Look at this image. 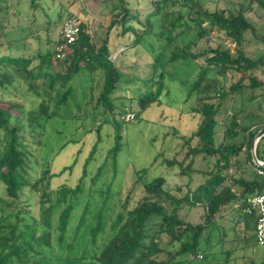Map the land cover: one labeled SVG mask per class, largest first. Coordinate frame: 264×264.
Here are the masks:
<instances>
[{
  "label": "trees",
  "instance_id": "obj_1",
  "mask_svg": "<svg viewBox=\"0 0 264 264\" xmlns=\"http://www.w3.org/2000/svg\"><path fill=\"white\" fill-rule=\"evenodd\" d=\"M145 1L150 7L140 10L137 7L139 0H101L110 19L101 26L106 31L100 38H96V33L91 30L92 19L84 7L65 17L58 14V19L52 21L54 31L51 26L46 28L32 20L31 26L33 23L37 26L35 30L30 27L22 30L25 38L19 46L15 43L22 39L9 38L4 32V22H0V222L8 230L7 236L0 237V264H220L213 253L207 256L200 250L201 241L210 237L209 234L204 236L205 231L212 230L234 203L264 191V180L255 171H242L246 164L238 158L245 151L246 161L252 163L251 142L260 129L250 131L248 125L257 121L260 122L258 128L264 127V110L256 109L258 95L254 92L264 85V79L255 74L256 70L264 72V51L256 57L250 54L251 40L247 38L249 34L254 41H264L257 33L258 22L264 20V0H244L238 8L227 7L225 10L206 7L207 2L219 0ZM171 5L177 6L176 10H171ZM181 9H186L187 14L183 15ZM71 16L79 21V33L66 57L58 60L55 49L60 40L56 27ZM213 32L231 41L235 53L219 45L195 50L197 42ZM131 35L133 39H130ZM30 36L34 40H30ZM109 39L124 44L126 50H135L143 42L152 55L154 76L166 72L159 63L164 54H170L165 64L188 59L197 62L198 69L184 104L187 108L190 106L198 125L175 152V157L165 160V164L176 166L178 175L188 179L196 172L192 167L196 159L206 162V169L210 170L204 173L208 176L206 180L195 188L186 184L166 186L162 176L149 181L136 180L128 195L137 192V200L130 205L127 195L121 205L122 211L110 227V239L91 257H86L88 246L103 232L104 219L100 210L93 226L88 225L91 222H84L88 205L83 206L80 218L75 219L76 224L71 218L73 199L82 192L85 171L77 185L68 187L56 184L53 178L72 169L65 167L57 174L50 169H41L37 176L33 164L37 163L36 155L41 151L45 122L54 118L56 109L74 95L72 80L82 71H100L102 74L103 88L94 97L92 112L98 117L109 114L114 118L116 145L109 152L119 149L117 121L127 122L119 118L125 105L113 103L120 76L114 62L109 60ZM119 39L123 40L119 42ZM237 95L239 102L233 107ZM137 99L140 110L158 100L150 91ZM116 110L117 115H114ZM138 115L136 112L134 121ZM100 128L97 126L98 134ZM32 145L36 146L34 150ZM183 147L187 150L183 160L178 161ZM95 150L96 144L86 162ZM256 156L264 162V156L258 154V144ZM231 167L235 170L232 174L229 173ZM100 171L99 168L91 181L100 175ZM197 206L203 209V218L201 222L193 223L189 211ZM242 215L245 230L247 226L252 228V224L255 228V217L238 210L236 219ZM154 221L158 224L149 229ZM83 224L91 227L89 237L80 235ZM225 232H222L223 236ZM223 236L221 240L225 242ZM79 238L86 241L83 253L79 257L70 255ZM242 238L253 239L254 235L243 232ZM66 241L69 242L65 248L68 254L65 257L56 255L54 243L63 245ZM222 252L226 259L223 264H228L232 250Z\"/></svg>",
  "mask_w": 264,
  "mask_h": 264
},
{
  "label": "rangeland",
  "instance_id": "obj_2",
  "mask_svg": "<svg viewBox=\"0 0 264 264\" xmlns=\"http://www.w3.org/2000/svg\"><path fill=\"white\" fill-rule=\"evenodd\" d=\"M100 1L32 0V4L31 0H0V22H4L3 27L6 28L4 32L7 36H10L9 38L22 39V41L18 40L15 43V46H19L23 44L25 38L22 30L28 27L35 30L37 25L34 24L39 22V25L46 28L51 26L50 28L54 31L52 21L57 18L58 14L65 17L67 13H77L80 8L84 7L86 13L90 14L92 19V21L89 20L91 21V24H89L91 30L96 33V38H100L104 36L106 31L101 26H105L110 19L107 7L100 4ZM243 3H245L244 0H219L216 3L207 2L206 7L210 10H225L227 7L238 8ZM137 7L143 10L149 8L150 5L145 0H139ZM170 8L176 10L177 6L171 5ZM181 13L186 15L187 10L181 9ZM32 20L36 21H33L35 22L33 26H31ZM60 25L57 27H60ZM257 27L258 36L264 38V20H260ZM133 38L134 36L131 35L130 39ZM247 38L251 40L248 46L250 54L252 53L256 57L264 51V41H254V38L249 34H247ZM31 39L34 40L32 36H30ZM122 40L119 39V42ZM180 41L177 40V42ZM32 44L35 43L32 42ZM217 45L229 49L232 54L235 53L234 44L215 32L202 41H198L195 50H200L206 46L216 47ZM131 52L129 50L128 53L121 56V60L125 64L133 62L135 65L131 64L132 66L123 68L119 66L120 60L116 62L115 66L118 67L120 80L113 94L114 97L117 96V98H114L113 103L116 106H131L133 112H138L139 115L138 119L127 123L117 121L118 118L115 116L120 127L119 149L114 153L109 152L116 145L114 118L109 114L98 117L92 112L94 97H97L103 88L102 74L100 71L93 73L82 71L83 73L81 72L73 82L74 95L70 96L65 105L56 109L54 118L45 122V133L43 139L41 138V151L39 155H36L37 163L33 164L37 176L40 174L41 169H50L54 174L59 173L65 167L72 169L53 178L56 184H66L68 187L77 185L85 171L86 176L81 183L82 192L73 199L74 208L71 218L73 220L80 218L83 206L88 205L89 209L85 214L84 222L85 220L87 223L91 222L88 225L93 226L92 223L96 222L100 210L102 211L101 218L104 219L103 232L98 234L94 244L88 246L86 257H91L94 251L99 250L110 239L112 222L117 214L122 211L121 205L125 202L128 192L134 187L136 180L149 181L157 176H162L165 179L166 186H178L187 183L186 179L188 177H180L178 175L179 169L176 166L167 167L165 160L175 157V152L181 149L185 139L190 138L198 125L196 117L191 113L190 106L187 108L184 104L185 95L198 69L197 62L188 59L165 64L170 54H164L161 56L159 63L166 72L161 75L159 67L157 70L158 75L154 76L152 55L148 51V47L142 42L135 48L133 56ZM255 74L261 80L264 79L262 69L256 70ZM87 87L91 88V91ZM149 90L151 95L157 97L158 100L144 110H140L137 98L141 96L140 92L144 93ZM254 92L258 95L255 105L262 112L264 110V85ZM239 98L240 96L237 95L233 107L238 105ZM234 109H231V111H234ZM116 112L117 110L114 115H117ZM97 126L101 127L99 134L96 132ZM217 131L219 133L220 130ZM192 139L195 140L196 138ZM95 144V153L90 161L86 162ZM191 144L194 145L195 142L192 141ZM257 144L259 156H264V136ZM35 148L36 146L32 145V150ZM185 150L187 148L177 156L178 161L183 160ZM238 158L244 164L246 163L244 152ZM41 163L43 165L46 163V168ZM252 163H249V168L245 167L244 169H255L256 165ZM209 165L211 166L212 163L210 162ZM192 167L206 169V162L196 159ZM99 168L101 169L100 175L91 181V177ZM230 169L234 168L231 167ZM200 177L204 179L203 176L193 174L192 182L188 184L191 187L196 186L200 181L198 180ZM128 197L129 203L132 205L133 201L138 198L137 192H130ZM237 213L238 210L232 211L230 217H236ZM189 215L191 222H201L203 209L199 206L194 207L189 211ZM225 216L217 221L212 230L205 231L204 236L209 234L210 237H206L201 241V252L207 256L213 253L218 263L223 264L226 259L222 251L231 249L228 264H235L238 253H240L238 255L240 258L236 261L237 264H245L246 261H249L248 264H264V246L256 245L252 238L243 239V232L233 229V226L229 227L232 223H227ZM76 222L75 220L74 224ZM157 224L158 222L154 221L148 228H154ZM90 229L91 227L88 228L87 224H83L80 235L89 237ZM223 231H226L224 236L222 235ZM7 235L8 230L0 222V237ZM221 236L226 237L225 242H222ZM66 242L67 244L63 245L54 243V253L56 255L65 257L68 254L65 248L69 242ZM85 244L86 241L79 238L75 244L76 248L69 254L77 257L81 256ZM197 264L201 263L198 262Z\"/></svg>",
  "mask_w": 264,
  "mask_h": 264
},
{
  "label": "built area",
  "instance_id": "obj_3",
  "mask_svg": "<svg viewBox=\"0 0 264 264\" xmlns=\"http://www.w3.org/2000/svg\"><path fill=\"white\" fill-rule=\"evenodd\" d=\"M60 43L55 49V58L63 60L69 52L71 46L76 42L79 33V21L76 17H68L59 28ZM115 56L110 58L114 61ZM135 119V113L131 106L124 108L120 120L123 122H131ZM262 163V161H260ZM255 173L264 180V168L256 166ZM237 207L241 214L254 216L256 219L254 230V241L258 246H264V191L260 194L247 196L242 198Z\"/></svg>",
  "mask_w": 264,
  "mask_h": 264
},
{
  "label": "crops",
  "instance_id": "obj_4",
  "mask_svg": "<svg viewBox=\"0 0 264 264\" xmlns=\"http://www.w3.org/2000/svg\"><path fill=\"white\" fill-rule=\"evenodd\" d=\"M58 28H60V27H56V31L58 32ZM112 37V36H111ZM109 43H111V45H110V47H109V49H110V55H109V60H110V58L112 57V56H115V59H114V65H116V62L118 61V60H120V65L119 66H121V67H123V68H125V67H129L131 64L133 65H135V63H124V61L123 60H121V56H123V55H125L126 53H128L129 52V49H127L126 50V48H125V45L124 44H118V43H115V40H113V39H109ZM116 44H118V45H116ZM132 52H131V54H132V56H133V54H134V50H131ZM127 58V57H126ZM144 59H146L145 57H144ZM126 62V61H125ZM131 65V66H132ZM118 68V67H117ZM76 79H73L72 80V84H73V82L75 81ZM88 88V87H87ZM88 90L89 91H91V88H88ZM150 91V90H149ZM147 91H145L144 93H141L140 92V95L142 96V95H144L145 93H146ZM151 93V92H150ZM137 96V95H136ZM125 107H127V106H125ZM255 107H256V109L259 111L260 109L255 105ZM134 113H136V112H134ZM260 122H257V121H254V122H251V124H249L248 125V127H250V131H256L257 129H261V128H258V124H259ZM250 151H251V147H250ZM244 153H245V164H246V168H249L250 166V164L246 161V157H247V153L245 152V151H243ZM243 160V161H244ZM253 164V163H252ZM254 165V164H253ZM253 168V167H252ZM210 169H195V173H193V174H196L197 176H203L204 177V179L202 178V177H200L198 180H200L198 183H197V185L196 186H190L188 183H191L192 181H191V179H192V177L190 178V179H186V181H187V183H185L186 185H189V187L190 188H195V187H197L198 185H200V184H202L205 180H206V178L208 177L207 176V174H204L205 173V171H209ZM242 171L244 170L245 172H254L255 171V169H241ZM235 170L234 169H230L229 170V173L230 174H232L233 172H234ZM184 177V176H183ZM184 183L181 185V186H184L185 185ZM239 202V201H238ZM237 205H238V203H234L233 204V206L229 209V210H227L224 214H223V216H225L226 214H229L226 218V222L227 223H232V225H229V227H231V226H233V227H235V229H238V230H241V231H243L244 232V234H246V235H254V230H255V228H254V225L252 224L251 225V227L252 228H249V226H247V228H246V230H245V224H244V220H243V215L242 216H239L237 219H236V217L235 216H231L230 217V215H231V213H232V211H234V210H239V207H237ZM222 218V217H221ZM237 221V222H236ZM236 222V223H235ZM226 226H228V225H226ZM254 239V238H253Z\"/></svg>",
  "mask_w": 264,
  "mask_h": 264
},
{
  "label": "water",
  "instance_id": "obj_5",
  "mask_svg": "<svg viewBox=\"0 0 264 264\" xmlns=\"http://www.w3.org/2000/svg\"><path fill=\"white\" fill-rule=\"evenodd\" d=\"M264 136V127L262 129H260L255 136L252 139L251 142V159L253 161V163L258 166V167H262L264 168V162H260L256 156V146L257 143L259 142V140Z\"/></svg>",
  "mask_w": 264,
  "mask_h": 264
}]
</instances>
